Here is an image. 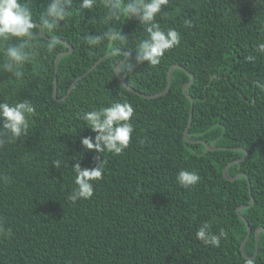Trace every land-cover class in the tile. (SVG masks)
<instances>
[{"label": "trees", "instance_id": "16d2710c", "mask_svg": "<svg viewBox=\"0 0 264 264\" xmlns=\"http://www.w3.org/2000/svg\"><path fill=\"white\" fill-rule=\"evenodd\" d=\"M19 2L31 8L41 46L20 79L3 70L0 50V102L27 99L35 108L26 134L0 148V177L8 178L0 179V220L12 233L0 237V264H264V54L255 51L264 43V5L169 0L156 21L181 40L152 67L135 63L145 26L123 16L107 21L103 0L90 10L73 0L55 33L40 25L50 0ZM109 29L127 39L86 43ZM53 35L58 43L49 53L43 45ZM64 42L71 51L55 66L68 50ZM126 52L119 76L135 91L158 96L142 97L122 84L115 68ZM175 64L193 74L186 86L192 103L182 91L190 76L181 67L172 69L161 94ZM116 102L134 108L129 146L120 155L85 150L80 140L95 133L83 114ZM98 157L103 178L93 182V196L70 202L71 166L93 168ZM58 159L68 166L55 168ZM225 167L227 177L240 175L229 180ZM181 170L197 172L200 182L180 186ZM242 205L249 206L237 212ZM205 221L214 234L228 233L220 247L197 240Z\"/></svg>", "mask_w": 264, "mask_h": 264}, {"label": "clouds", "instance_id": "9594fccd", "mask_svg": "<svg viewBox=\"0 0 264 264\" xmlns=\"http://www.w3.org/2000/svg\"><path fill=\"white\" fill-rule=\"evenodd\" d=\"M73 0H50L46 9L40 14V25L49 33H55L61 26L60 22H67L71 13ZM97 0H81V9H92ZM169 0H103V7L107 9L105 19L107 21L120 20L121 17L127 19L136 18L139 23L145 26L147 37L142 39L135 51V63L137 65L147 62L148 65L156 67L161 63L165 53L177 47L181 40V35L175 29L167 31L161 28L156 21L158 14L162 12ZM255 4L264 5V0H254ZM191 27L189 21L185 22ZM37 25L33 21V13L27 3H20L19 0H0V50L4 57L2 68L5 72L11 73L17 79L24 75V66L32 59L33 50L40 47L37 40ZM119 41L123 43L127 36L121 31L109 29L101 35H88L86 43L89 46H97L101 41ZM15 41V43H9ZM58 40L55 35L47 41L43 47L51 53L56 48ZM255 51L264 54V43H259ZM250 63H255L256 56L246 57ZM131 63H128V70H131ZM35 113V108L27 99L20 102L8 103L0 102V148L5 144L14 142L26 134L29 127L28 117ZM134 116V108L127 102L112 103L108 107L100 110L85 112L82 116L86 127L95 136L83 137L80 140L85 150H94L98 154L105 152L113 155H120L129 146L133 134L131 120ZM100 157V155H99ZM93 168H82L79 163L71 166L75 173L74 184L68 200L75 203L80 199H89L94 194L93 182L103 178V163L99 161ZM68 166L66 162L55 160L52 165L60 168L61 165ZM7 181V177H0ZM201 177L195 171L181 170L176 176L177 183L190 189L200 182ZM211 221L203 222L195 235L197 240L204 245L220 247L221 240L226 239L228 233L220 230L214 234L211 230ZM11 229L6 228L0 220V237L10 236ZM246 264H255L249 259Z\"/></svg>", "mask_w": 264, "mask_h": 264}, {"label": "water", "instance_id": "95a60500", "mask_svg": "<svg viewBox=\"0 0 264 264\" xmlns=\"http://www.w3.org/2000/svg\"><path fill=\"white\" fill-rule=\"evenodd\" d=\"M38 27H39V31H40V33H41V28H40V26H38ZM64 44L68 47V50H67V51H63V52H60V53L57 55V57H56V59H55V66H56V63H57V60H58L59 56H61V55L64 54V53H67V52H70V51H71V47H70V45H69L68 43H66V42H64ZM113 52H114V51H113ZM128 55H129L128 52H126V56L124 57V59L121 60V61L118 63V65L116 66V68H115V72H116L118 78L120 79V81L122 82V84H123L125 87H127L129 90H131V91L137 93L138 95H140V96H142V97H148V98H151V97H156V96H158L159 94L144 95V94H142V93H140V92L135 91L134 89L130 88V87H129V86H128V85L122 80V78L119 76V74H118L119 66H120V65L126 60V58L128 57ZM101 58H102V57H101ZM101 58H100V59H101ZM100 59H99V60H100ZM99 60H97V61L91 66V68H90L88 71L92 70L93 67H95V65L99 62ZM174 67H181V66L175 64V65H172V66L169 68L168 73H167V86H166L165 90H164L161 94H164V93L169 89L170 74H171V71H172V69H173ZM181 68H182V69H183V70H184V71L190 76V80H189L188 82H186V83L183 85V87H182V91H183V93H184V94L190 99V101H191V103H192L193 98H192L190 95H188V94L186 93V86L189 85V84L193 81V78H194V77H193V74H191V73H189L188 71H186L183 67H181ZM88 71H87V72H88ZM87 72L83 73L81 76L77 77L75 80H77V79L81 78L82 76L86 75ZM55 83H56V80H54V88H53V96L56 98V85H55ZM58 100H59V99H58ZM191 107H192V106H191ZM191 116H192V113H191V110H190L189 121H188V123H187V126H186L185 129H184V137H185L186 139H188V138H187V130H188V127H189L190 124H191ZM196 141H200V140H196ZM205 146H206L207 149H210V150L214 149V147H211V146L208 145V144H205ZM246 155H247V152H246ZM246 155H245V156H246ZM245 156H244V157H245ZM225 171H226V167L223 169V174H224L225 177H227L226 174H225ZM239 175H240V174H238V175H236V176H234V177H232V178H229V177H227V178H228L229 180H233V179L237 178ZM252 203H253V198H252V201H251V203H250L249 205H251ZM249 205H242V206L238 207V208H237V212L239 211L240 208L248 207ZM241 217H242V216H241ZM260 229H262V228H259V229H257V230L255 231L256 245H257V234H258V232H259ZM249 234H250V228H249V226H247V234H246L244 240L242 241V243H241V245H240V248H241V249H242V247H243V244H244L245 240H246L247 237L249 236ZM256 252H257V249H255V253H254L253 257L256 255Z\"/></svg>", "mask_w": 264, "mask_h": 264}]
</instances>
